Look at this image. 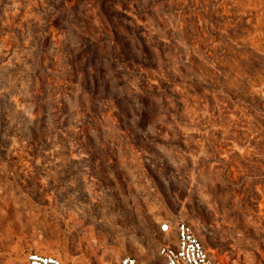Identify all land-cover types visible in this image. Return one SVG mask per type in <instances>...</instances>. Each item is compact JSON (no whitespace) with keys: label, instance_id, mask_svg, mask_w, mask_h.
Segmentation results:
<instances>
[{"label":"rangeland","instance_id":"obj_1","mask_svg":"<svg viewBox=\"0 0 264 264\" xmlns=\"http://www.w3.org/2000/svg\"><path fill=\"white\" fill-rule=\"evenodd\" d=\"M264 264V0H0V264Z\"/></svg>","mask_w":264,"mask_h":264},{"label":"built area","instance_id":"obj_2","mask_svg":"<svg viewBox=\"0 0 264 264\" xmlns=\"http://www.w3.org/2000/svg\"><path fill=\"white\" fill-rule=\"evenodd\" d=\"M160 230L166 235L165 242L158 247L163 264H211L208 249L200 239L195 226L187 219L164 220ZM27 264H67L55 254L29 252ZM99 264H144L135 255H124L118 259H103Z\"/></svg>","mask_w":264,"mask_h":264}]
</instances>
